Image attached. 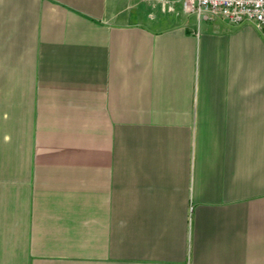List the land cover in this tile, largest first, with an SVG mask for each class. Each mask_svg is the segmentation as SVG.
<instances>
[{
    "label": "crops",
    "instance_id": "obj_1",
    "mask_svg": "<svg viewBox=\"0 0 264 264\" xmlns=\"http://www.w3.org/2000/svg\"><path fill=\"white\" fill-rule=\"evenodd\" d=\"M147 0H0V264H264V30Z\"/></svg>",
    "mask_w": 264,
    "mask_h": 264
},
{
    "label": "built area",
    "instance_id": "obj_2",
    "mask_svg": "<svg viewBox=\"0 0 264 264\" xmlns=\"http://www.w3.org/2000/svg\"><path fill=\"white\" fill-rule=\"evenodd\" d=\"M160 5L162 11L196 16L200 20L224 19L236 26L244 23L264 30V0H147Z\"/></svg>",
    "mask_w": 264,
    "mask_h": 264
}]
</instances>
